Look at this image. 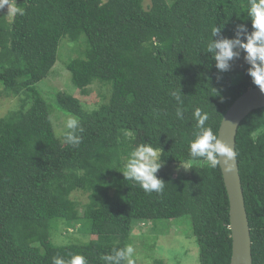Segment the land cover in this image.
Returning a JSON list of instances; mask_svg holds the SVG:
<instances>
[{
  "label": "trees",
  "instance_id": "obj_1",
  "mask_svg": "<svg viewBox=\"0 0 264 264\" xmlns=\"http://www.w3.org/2000/svg\"><path fill=\"white\" fill-rule=\"evenodd\" d=\"M15 2L24 15L0 11V97L20 101L0 117V264H52L54 257L68 261L76 255L86 264H104L101 256L113 249L143 243L146 232L138 223L183 217L191 220L201 264H231L230 204L221 168L192 161L188 145L195 108L208 113L205 127L218 135L233 103L257 87L248 65L221 74L206 51L214 25L224 24L228 37L236 24L251 31L249 0ZM66 40L74 57L64 68L77 93L87 96L102 85L111 88L109 98L88 106L66 91L51 101L44 96L39 85ZM178 107L183 119L176 117ZM54 110L79 119L84 131L78 147L59 140ZM143 143L162 152L164 166L186 164L189 172L161 168L160 194L126 181L123 160ZM236 151L253 264H264V108L241 123ZM67 232L69 242L55 241V234Z\"/></svg>",
  "mask_w": 264,
  "mask_h": 264
},
{
  "label": "clouds",
  "instance_id": "obj_2",
  "mask_svg": "<svg viewBox=\"0 0 264 264\" xmlns=\"http://www.w3.org/2000/svg\"><path fill=\"white\" fill-rule=\"evenodd\" d=\"M7 9L6 14L24 15L25 10L17 6L15 0H0V11ZM247 19L251 22V31L246 24H236L231 37L223 34L224 24L211 29V39L207 44V53L212 55L215 68L219 73L231 70L232 63L243 55L244 62L248 65L247 74L252 83L264 93V0H249L247 5ZM220 77H218L219 79ZM171 95L182 103L180 95L175 91ZM177 119H183V109L176 110ZM193 119L196 121L193 139L188 145L189 157L196 163L206 164L210 168L220 165L231 170L237 153L233 147L216 135L211 127H205L209 115L201 108H195ZM84 131L80 121L75 116H70L64 121L63 131L60 134L61 142L72 147H78L82 137L78 133ZM125 133V136H130ZM162 152L148 143L135 146L123 160V169L120 171L126 181H132L148 194L163 192L165 182L157 173L163 166ZM180 168L187 170L180 163ZM134 247L131 244L124 248L113 249L112 254L102 255L104 264H134ZM52 264H86L83 256L76 255L65 261L54 257Z\"/></svg>",
  "mask_w": 264,
  "mask_h": 264
},
{
  "label": "rangeland",
  "instance_id": "obj_3",
  "mask_svg": "<svg viewBox=\"0 0 264 264\" xmlns=\"http://www.w3.org/2000/svg\"><path fill=\"white\" fill-rule=\"evenodd\" d=\"M150 0H145V5H149ZM84 38L82 37V40ZM67 42V40L65 41ZM72 51L70 50V42L68 41L63 45L61 50V56L58 59L51 75L44 80L39 88L43 92L46 98L51 101L55 93L58 91H66L74 94L76 97L82 98L88 106H95L98 102H103L104 97L109 98L111 94V88H106L102 85H96L90 88V95L81 96L77 93V89L73 86L70 73L67 68L65 69V63L67 64L73 59ZM247 64L243 60V55L240 59L232 63V68L243 69ZM99 82H96L97 84ZM19 99L17 97H0V117H4L11 110L20 107ZM83 103V102H82ZM53 105V104H52ZM54 107H58L54 105ZM59 108V107H58ZM57 109V108H56ZM60 110V109H58ZM52 120L58 138L61 141L60 134L63 131L64 121L70 117L65 112H58L57 110L52 113ZM186 165V164H183ZM180 165L162 166L161 168L172 174L187 173L189 169L184 170L178 167ZM190 168L189 165L185 166ZM76 198L83 203H87V195L75 194ZM58 228H63L60 223ZM136 228L142 229L145 233V239L143 243L137 242L136 246H133L135 251L133 255L134 264H156L157 261H162L165 264H201L200 263V249L196 238L193 235L191 228V220L188 217H183L177 220L171 221H158L155 224L138 223ZM69 233H65V237L55 234L54 239L59 244H66L69 242Z\"/></svg>",
  "mask_w": 264,
  "mask_h": 264
},
{
  "label": "water",
  "instance_id": "obj_4",
  "mask_svg": "<svg viewBox=\"0 0 264 264\" xmlns=\"http://www.w3.org/2000/svg\"><path fill=\"white\" fill-rule=\"evenodd\" d=\"M264 108V93L259 88L244 92L229 108L218 136L236 151V137L243 120L255 110ZM230 204V229L232 236L231 264H253L251 229L246 210L237 155L231 170L220 165Z\"/></svg>",
  "mask_w": 264,
  "mask_h": 264
}]
</instances>
